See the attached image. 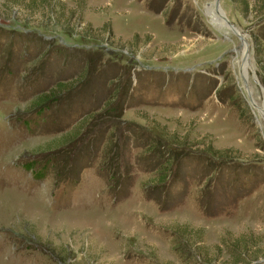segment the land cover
<instances>
[{
	"label": "rangeland",
	"instance_id": "1",
	"mask_svg": "<svg viewBox=\"0 0 264 264\" xmlns=\"http://www.w3.org/2000/svg\"><path fill=\"white\" fill-rule=\"evenodd\" d=\"M216 1L258 106L264 0ZM214 3L0 0V264H264V122Z\"/></svg>",
	"mask_w": 264,
	"mask_h": 264
},
{
	"label": "water",
	"instance_id": "2",
	"mask_svg": "<svg viewBox=\"0 0 264 264\" xmlns=\"http://www.w3.org/2000/svg\"><path fill=\"white\" fill-rule=\"evenodd\" d=\"M217 9H218V4H217V1L215 0L214 10H215V12H217V15L221 14V11H220V13H218ZM219 18H221L222 21H223L222 23H224L230 29V31L233 32L237 36V38L240 40L241 46L243 45V48L244 49H242L240 62L248 61L247 44L245 42L244 35L242 33H240L238 31V29L235 28V26L232 25L229 22V20L226 18V16H224L223 14H221V15H219ZM239 75L241 77V80L244 81L245 80L244 79V76L241 74L240 71H239ZM247 94H249V93H247ZM248 97H249V101L251 102V104L253 106H255L256 111L259 113L260 117L262 118V120L264 122V101L261 102L260 105L257 106V105H254L253 104V101L251 100V97L249 95H248Z\"/></svg>",
	"mask_w": 264,
	"mask_h": 264
},
{
	"label": "bare ground",
	"instance_id": "3",
	"mask_svg": "<svg viewBox=\"0 0 264 264\" xmlns=\"http://www.w3.org/2000/svg\"><path fill=\"white\" fill-rule=\"evenodd\" d=\"M217 11H218V13H220L221 10H220L219 7H218ZM215 13L217 14V12H215ZM219 15H221V14H219ZM219 15H218V16H219ZM220 21L223 22L221 18H220ZM223 24H224V23H223ZM224 26H225V28L227 29V31H230V29H229L225 24H224ZM241 47H242V49H244V48H243V45H242ZM241 65L243 66V68H244V73H245V75H244V79H245V80H244V82H243V83H244V87H243V88L245 89L246 92H248V88L245 86V81H246V79H247V78H246V67H247V66L249 67V63H248V61H243V62H241ZM242 71H243V69H242L240 72L242 73ZM254 79H255V78H254ZM248 93H249V92H248ZM248 95L250 96V93H249Z\"/></svg>",
	"mask_w": 264,
	"mask_h": 264
}]
</instances>
